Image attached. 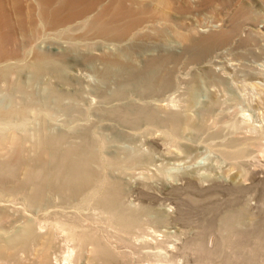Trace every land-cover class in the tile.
Here are the masks:
<instances>
[{
    "label": "rangeland",
    "instance_id": "rangeland-1",
    "mask_svg": "<svg viewBox=\"0 0 264 264\" xmlns=\"http://www.w3.org/2000/svg\"><path fill=\"white\" fill-rule=\"evenodd\" d=\"M88 1L0 0V76L12 83L18 80L25 82L27 90L32 92L36 98L40 96L38 98L40 100L42 97H47L52 110H50L49 117H46L44 106L35 105L36 107L29 108L25 123L18 113L12 114V118L8 117V127L17 128L24 133L28 129L31 131L33 127L39 128V125L46 119V123L53 127L49 126L52 130H64L67 127L65 131L68 130L69 139L74 137L73 132L70 131L72 125L79 127L80 130L84 128L87 131H92L93 128V130L101 132L107 136L106 151L109 152L118 151L123 147L129 149L134 145L143 150L147 149L146 151L152 157L151 171H155L160 166L162 174L152 179L143 177L142 174L145 171L134 170L135 173L132 171L133 173L130 172V175L129 173L121 174L128 184L125 185L130 189L126 198L135 204L141 202L144 205L166 208L172 212L177 211L181 206L184 217L181 215L180 219L178 218L174 222L171 220L158 226H153L149 219L142 218L136 223L127 224L124 227V225L118 226L100 215L92 203H80L78 196L71 197L69 203L52 199L49 202L50 207L45 208L31 205L22 197L23 191H21L16 196L5 197L0 201V204L8 211V215L1 220L0 226L5 228V232H10L29 217V219L45 224L41 232V234H45L51 229L52 224L65 221L88 229L99 230L101 234H108L120 251L115 255L116 263L110 259L111 262L106 260L101 253L93 255L91 252H82L79 261L76 260L78 253L68 259L66 258L67 251L73 242L70 243L64 234L61 235V232H56L55 238L51 240L49 252H45L44 259L46 261L44 264H75L76 262L78 264H264V237L248 234L250 230L264 229V204L260 205L264 200V182L257 181L246 190L241 189L235 193L221 187H217L216 194L192 187L174 189L177 185L176 182L184 183L181 179L177 180V174L188 172L187 174L191 175L192 171L196 169H199L198 171L202 172V175L209 174L210 178L225 179L228 177L229 180H232V176L237 174V168L229 171L228 163L222 161L219 152L210 146L228 136H250L254 132L249 127L256 126L259 130L264 129V0H220L217 1V4L208 0H192L187 3L186 10H171L170 15L173 20L171 23L167 21L165 25L163 24L164 19L160 15L156 16L155 13L140 14L133 11L134 14H132L126 12V3L130 4V1L126 0L125 3L124 0L126 8L121 7L123 13H117L111 9V13L109 11L106 16L101 17L102 19L99 18L100 22L103 20L109 28L116 26L122 28L120 26H125L131 18V20L139 19V24L141 22L145 27H142L141 24L139 27H142L143 32L136 33L130 39L128 34L119 42L101 39L98 33L89 31L87 27L86 29L80 28L82 20L86 17L83 9ZM173 1L178 2L177 0ZM182 1L179 3L184 6L185 3ZM154 6L155 3L151 5V8ZM126 14L131 15L126 16ZM113 23L117 25H113ZM66 28L70 29L66 30ZM188 29L194 30L200 35H207L215 31L222 32L226 29H229L231 33H229L230 39L228 37V41L220 42L213 51L211 49L206 55V59L195 61L190 59L193 50L185 51L184 42L177 35L178 31H188ZM134 31L136 29H133L131 33ZM158 32H161L162 39L155 36V33ZM124 38L126 39L124 40ZM144 43L152 44L148 47ZM134 46H138L134 57L136 60L138 59L140 66L151 55H160L162 48L165 50L170 47L173 53L179 54L177 59H168L167 61V66L172 70L169 73L171 81L175 79L173 87L176 85L177 88L175 86L163 92L156 91V93L151 91L154 95L147 92L142 96L129 91L122 96L123 102L134 100L135 104L139 105V103H144L145 99V103L150 101V104H169L173 109L183 112L184 115L189 114L188 116L197 119L201 118V108L205 107L206 103L214 99L217 100L212 107V112L213 116L219 120L217 125H221L218 128H221L215 138L209 137V131L213 130L211 128V130H206L207 132L185 130L183 133V142L191 141L190 143H192V145L189 143L190 147H193L189 155L190 158L181 154L168 142L166 143L165 136L160 130L148 131L145 124L140 123L137 132V129L128 128L123 124L118 125L113 119L99 116L100 109L108 106V103L102 101L101 92H105L108 87L114 89L115 83L112 79L103 80L100 74V67L103 64L98 55L102 51L116 49L115 51L119 52L125 48L132 49ZM37 49H44L55 54L67 51L65 53L68 54L69 64L66 67L69 74L78 80L75 86H68L78 89L74 88L75 95L65 96L60 103L56 102L48 82L58 85L60 81L52 74L42 71L40 67L33 66L32 55L33 51ZM113 68L111 71L113 74L116 75L120 72L118 67ZM208 71H212L217 77L219 76L218 78L221 77L223 83L214 84L210 81ZM2 83L0 82V85ZM110 83L112 85H108ZM3 85L4 83L2 87L0 86V97H4L6 93L5 85ZM3 87L4 89H2ZM110 91L106 90V92ZM159 93L160 95H158ZM176 96V99L179 100L178 105H171L173 102H169V99ZM75 98L77 99L75 105L82 110H87V114L85 112L71 114L64 110V103H74ZM189 98L192 101L188 103L186 99ZM120 101L122 102L121 99ZM88 106L90 107L88 108ZM99 118L100 120H98ZM241 118L246 119V122H240L241 127L234 128L230 125L231 120H241ZM206 122L209 124L208 121ZM113 123L115 130H121L126 134L124 137L116 138V131L113 130L114 126L112 127ZM9 128L5 131H8ZM250 130L251 132H249ZM112 134L114 135L112 136ZM205 137L209 138L205 139ZM261 141L264 142V137ZM249 148L254 150L251 145ZM254 152L250 156L252 160L257 156V152ZM195 154L200 156L196 157ZM224 170L225 172H223ZM112 172L110 174L115 175ZM145 183H148V186ZM241 198H251V201L257 202V205L251 206L246 219L247 224L239 227L243 232L239 234L238 231L235 233L226 230L224 222L220 220V213L231 204H240ZM165 225L169 227L173 225L178 230L177 232L185 230L189 234L184 231L186 236L182 233L180 238L173 236L166 240L164 235L160 237L159 231L156 232L158 235L153 233L156 234L153 235L154 238L148 234L151 232L150 226L163 229ZM173 229L175 228L173 227ZM196 230H203L206 233L200 239L191 237V233ZM3 231V229L0 230V232ZM211 232L213 233L209 234ZM32 252L18 251L13 259L1 256L0 264H40V260L35 255L41 252L35 251L36 254L34 252L32 254ZM72 259H75L76 262Z\"/></svg>",
    "mask_w": 264,
    "mask_h": 264
},
{
    "label": "bare ground",
    "instance_id": "bare-ground-1",
    "mask_svg": "<svg viewBox=\"0 0 264 264\" xmlns=\"http://www.w3.org/2000/svg\"><path fill=\"white\" fill-rule=\"evenodd\" d=\"M129 1L130 4H127V1L125 0L127 5H125L127 7L126 8L124 6V0H89L83 9L86 17L82 20L81 27L80 25L79 27L83 29H86L87 27L89 31H95L99 34L101 39H111L114 42H119L128 34L130 35L129 39L134 37L136 33L139 34L140 31H142V27L145 26H143V23L141 22L139 24V19L131 20L130 18L125 26H120L122 28H119L118 26L116 27L119 29L116 27L109 28L107 23L103 22V20L100 22L99 18L106 16L111 9L117 13L124 12L121 10V7H125V11L132 14H134L133 11L139 12L140 14L152 12L155 13L156 16L160 15L164 19L165 22H163V24L165 25L167 24V21L171 23L173 20L170 15L171 10H186L188 7L187 3L192 0H183L182 2L185 3L184 6L180 5L179 2L181 0H177V3L173 0ZM208 1L217 4V1L220 0ZM153 3H155V6L151 8ZM128 15L131 14H126V16ZM115 24L113 23V25ZM140 25L142 27H139ZM69 29L70 28H66V30ZM133 29H136V31L131 33ZM230 30L226 29L222 32L215 31L210 32L207 35H200L194 30L190 31V29H188V31H178L177 35L184 42L185 51L190 52L191 49L193 50L192 58L190 59L197 61L200 59H206V55L211 49V51H213L220 42L226 41L228 37L230 39ZM155 36L162 39L161 32L155 33ZM125 39L126 38H124V40ZM86 41L88 40L86 39ZM151 44L152 43L149 45ZM149 45L146 46L149 47ZM137 47L134 46L132 49L125 48L119 52L115 51L116 49L109 50L107 52L100 51L101 53L98 56L99 59H101L103 66L100 67L101 73H99L101 74L103 80L107 81L112 79L115 83V88L109 89V87H106L107 91H111L106 92L105 90V92H101L100 97H102V101H104V103H108V106H104L100 109L101 113L99 116L101 117L102 115L106 118H110L111 120L113 119L118 123V125L123 124V126H128V128L131 129H137L140 123H144L148 131H152V129L160 130L163 136H165L166 143L168 142V144L187 157L192 152L191 150L193 147L191 148L189 145L191 141L189 143L183 142V133L185 130L207 132L206 130L211 128L213 129L212 131H209V137L211 139L215 138L217 134H219V129L221 127H218L221 125H217L219 120L217 117L213 116L214 114L212 112V107H214L217 100L214 99L209 103H206V106L204 105L205 107L201 108V118L197 119L195 117L188 116L189 114L184 115L183 112L173 109L169 104H150V101L145 103V99L143 100V98V105L140 103L139 105H136V101L134 100L123 102L122 96L126 94V92L133 91L135 94L142 96V94L145 95L147 92L152 93L151 91H154L155 93L156 91H166L171 89L173 84H175V77L173 78L174 80L171 81L169 73L172 70H170L167 66V61L168 59H177L179 54L173 53L170 47L165 50L162 48L160 55H151L146 59L145 63L140 66L138 65V59L136 60L134 57V53L138 51ZM33 52V66L40 67L42 71L52 74L58 81H60L58 85L48 82L56 102L60 103L63 100L62 98L65 96L69 97V95H75L76 93L74 88L76 87H70L71 85L75 86L78 80L69 74L66 67L69 64V60L67 61L68 54L65 53L67 51L55 54L44 49H37ZM140 53L137 54L139 55ZM113 67H118L120 72L116 75L113 74L111 72L114 69ZM208 75L209 80L214 84L223 83L220 79L221 77L218 78L219 76L217 77L212 73V71H208ZM0 82L4 83L6 89V93L4 94L5 96L0 97V201L4 200L5 197L16 196L19 192L23 191L22 197L31 205L47 208L50 207L49 202L52 199H57L62 203H69L71 201V197L78 196L80 203H92L96 210L99 211L97 212L100 215H103L112 223H115L118 226L124 225V227L127 224L130 225L136 223L142 218L149 219L151 225L158 226L170 222L171 220L174 222L182 215L181 206L177 211L172 212L169 210V212L166 208L144 205L141 202H137L135 204L126 198L127 192L130 189L127 188L126 185L128 184L126 183V180L123 179L121 174L129 173L130 175V172L132 171L135 173L134 170L141 172L145 171L141 174L146 179H152L162 174L160 166L155 171H151L150 165L152 164V157L149 152L146 151L147 149L143 150L140 149V147L138 148L137 145L136 147L134 145V147H129V149H124L123 147V149H119L118 151L109 152L106 151V147L108 145L106 140L107 136H104L101 132L99 133L96 130H93V128L92 131H87L84 128H81L82 130H80L79 127L71 124L72 126H70V131L73 132L74 137L69 139V134L67 133L68 130L65 131L67 127L65 129L63 128L64 130H52L51 128L53 127L46 123V119H44L42 124L39 125V128L33 127L31 131L28 129L27 132L29 133L20 132L17 128H9L8 117H11L12 114L18 113L25 123L28 117L27 112L30 107L44 106V111L46 113L45 116L49 117L51 104L47 97H42L39 100L38 98H40V96L38 97V95L35 94L38 97L36 98L32 92L27 90V84L21 80L12 83L8 82L5 77L0 76ZM111 83L108 85H112ZM2 84L0 85L1 87ZM69 85L70 87H68ZM175 88H177V86ZM2 89H4V87ZM28 89L30 88L28 87ZM30 91H32V89H30ZM160 93L158 95H160ZM152 95L154 94L152 93ZM177 96L169 99V102H173L171 105H178L179 100L176 99ZM100 97L98 98L99 101ZM76 101L77 99L74 103H64V110L70 112L71 114H81L82 112L87 114V110H82L75 105ZM102 101L101 103H103ZM186 101L189 103L192 100L189 98L186 99ZM89 107L90 106H88V108ZM98 120H100V118ZM206 121H208L209 124H207ZM241 121L246 122V119H233L231 120L230 125L234 128H238ZM112 127L114 128L113 130H115V124L112 125ZM8 128L9 130L5 131V129ZM249 128H251L252 132H254L250 136H228L227 138H223V140L221 139V141H217V143H213L214 145L210 146L214 147L219 152V157L222 161L228 163L229 171L237 168V174L234 175L236 178H233L234 176H232V180H229L228 177L225 179L210 178L211 176L209 174L202 175L203 173L199 172V169L192 171L194 175L193 173L188 175V172L182 171L183 173L176 174L177 180L181 179L184 183L179 184L176 182L177 185L174 183L176 185L174 189L192 187L201 191H210V194H216L217 187H221L227 189L231 193H235L241 189L246 190V188L250 187L251 184L253 185V183L257 181L264 182V142L261 141L264 137V129L262 128L259 130L256 126ZM140 130L141 127L139 128V131ZM115 131L116 138L124 137L126 135L121 130ZM249 132H251V130ZM113 135L114 134H112V136ZM206 138L207 137H205V139ZM108 141L110 140L108 139ZM190 144L192 145V143ZM250 145L254 147V150L249 148ZM254 151L257 152V156L254 155L255 158L252 160L250 159V156L253 155L252 153ZM198 156L196 155V157ZM202 168L205 167L202 166ZM109 171H113L112 173H115V175H111ZM223 172H225V170ZM228 175L229 172L227 173V176ZM145 184L148 186V183ZM251 200V198H241L240 204H231V206H227V208L220 213V220L224 222L227 231H234L235 233L238 231L239 234L243 233L242 229L239 227L241 225H245L251 206L253 207L257 205V202H253ZM263 204L264 200L260 203V205ZM7 215L8 211L6 210V207L0 204V222ZM44 227L45 224L29 219V217H27V219L10 232H5V228L0 226V230H4L3 232H0V257L4 256L6 258L13 259L16 257V252L18 251L27 253L32 251L35 253L36 251L41 252L39 254L35 253L37 259L40 260L39 263L44 264L46 261V259H44L45 252H49L48 249H50L51 240L55 238L56 232H61V235L64 234L70 243L73 242L71 245L69 243L70 246L67 251L68 255L66 254V258L71 259L75 253H78L76 260L79 261L82 252H91L93 255L101 253L106 260L110 259L115 263L117 262L115 255H117L120 251L118 247L113 244V241L110 239L108 234H101L99 230L88 229L81 225L65 221H58L52 224L51 229L47 233L41 234ZM173 227L175 229L172 230ZM150 230L151 232L148 234L152 235L153 238V235H156V232L159 231L160 237L161 235H164L165 240L173 236L180 238V234L182 233L185 236L187 235L186 233L189 234V232H186L185 230L184 231L186 233L183 230L177 232L178 230H176V227L173 225L170 227L165 225V228L163 229L160 227L152 228L150 226ZM205 233L206 231L196 230L191 233V237H197L200 239ZM212 233L213 232L209 234ZM248 234L264 237V229H257L255 231L250 230ZM171 246L173 248V245ZM76 260L74 262H76ZM75 264H78V262Z\"/></svg>",
    "mask_w": 264,
    "mask_h": 264
}]
</instances>
